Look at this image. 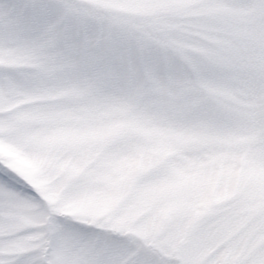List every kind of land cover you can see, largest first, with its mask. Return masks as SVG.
Returning <instances> with one entry per match:
<instances>
[{
    "label": "snow or ice",
    "instance_id": "6c2138e0",
    "mask_svg": "<svg viewBox=\"0 0 264 264\" xmlns=\"http://www.w3.org/2000/svg\"><path fill=\"white\" fill-rule=\"evenodd\" d=\"M0 264H264V0H0Z\"/></svg>",
    "mask_w": 264,
    "mask_h": 264
}]
</instances>
